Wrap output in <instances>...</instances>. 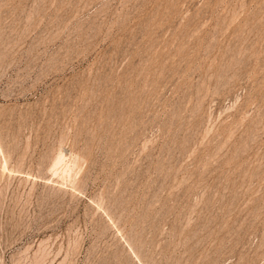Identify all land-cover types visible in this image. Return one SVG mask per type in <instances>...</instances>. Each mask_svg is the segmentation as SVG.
<instances>
[{
  "label": "rangeland",
  "instance_id": "374dc122",
  "mask_svg": "<svg viewBox=\"0 0 264 264\" xmlns=\"http://www.w3.org/2000/svg\"><path fill=\"white\" fill-rule=\"evenodd\" d=\"M0 264H264V0H0Z\"/></svg>",
  "mask_w": 264,
  "mask_h": 264
},
{
  "label": "bare ground",
  "instance_id": "6f19581e",
  "mask_svg": "<svg viewBox=\"0 0 264 264\" xmlns=\"http://www.w3.org/2000/svg\"><path fill=\"white\" fill-rule=\"evenodd\" d=\"M63 156V155H62ZM62 160V159H61ZM63 162V161H62ZM58 165V164H57ZM67 170V169H66ZM61 174H63V173H61Z\"/></svg>",
  "mask_w": 264,
  "mask_h": 264
}]
</instances>
